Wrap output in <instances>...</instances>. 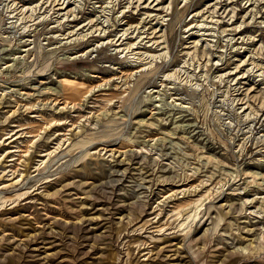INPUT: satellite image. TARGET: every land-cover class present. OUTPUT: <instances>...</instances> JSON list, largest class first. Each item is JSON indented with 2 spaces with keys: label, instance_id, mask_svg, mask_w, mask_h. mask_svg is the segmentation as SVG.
I'll return each mask as SVG.
<instances>
[{
  "label": "rangeland",
  "instance_id": "1",
  "mask_svg": "<svg viewBox=\"0 0 264 264\" xmlns=\"http://www.w3.org/2000/svg\"><path fill=\"white\" fill-rule=\"evenodd\" d=\"M0 264H264V0H0Z\"/></svg>",
  "mask_w": 264,
  "mask_h": 264
},
{
  "label": "bare ground",
  "instance_id": "2",
  "mask_svg": "<svg viewBox=\"0 0 264 264\" xmlns=\"http://www.w3.org/2000/svg\"><path fill=\"white\" fill-rule=\"evenodd\" d=\"M120 34H121V33H120ZM127 36H128V35H127ZM128 48H129V47H128ZM128 60H130V59H128ZM64 82L68 83V81H65V80H64ZM65 102H66V101H65Z\"/></svg>",
  "mask_w": 264,
  "mask_h": 264
}]
</instances>
